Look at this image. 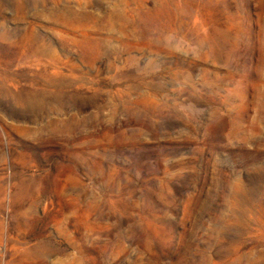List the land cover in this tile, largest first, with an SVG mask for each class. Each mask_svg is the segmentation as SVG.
<instances>
[{"label": "rangeland", "instance_id": "rangeland-1", "mask_svg": "<svg viewBox=\"0 0 264 264\" xmlns=\"http://www.w3.org/2000/svg\"><path fill=\"white\" fill-rule=\"evenodd\" d=\"M0 264H264V0H0Z\"/></svg>", "mask_w": 264, "mask_h": 264}]
</instances>
